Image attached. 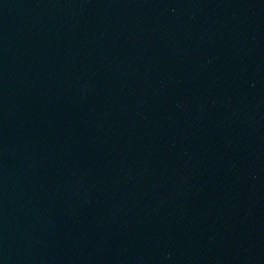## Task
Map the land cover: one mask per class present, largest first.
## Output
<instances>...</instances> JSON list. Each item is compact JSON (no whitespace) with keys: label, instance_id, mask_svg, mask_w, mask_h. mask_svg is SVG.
I'll return each mask as SVG.
<instances>
[{"label":"water","instance_id":"95a60500","mask_svg":"<svg viewBox=\"0 0 264 264\" xmlns=\"http://www.w3.org/2000/svg\"><path fill=\"white\" fill-rule=\"evenodd\" d=\"M0 264H264V0H0Z\"/></svg>","mask_w":264,"mask_h":264}]
</instances>
